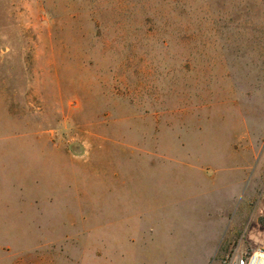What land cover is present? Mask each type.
I'll return each instance as SVG.
<instances>
[{"label":"rangeland","instance_id":"1","mask_svg":"<svg viewBox=\"0 0 264 264\" xmlns=\"http://www.w3.org/2000/svg\"><path fill=\"white\" fill-rule=\"evenodd\" d=\"M262 246L264 0H0V260Z\"/></svg>","mask_w":264,"mask_h":264},{"label":"built area","instance_id":"2","mask_svg":"<svg viewBox=\"0 0 264 264\" xmlns=\"http://www.w3.org/2000/svg\"><path fill=\"white\" fill-rule=\"evenodd\" d=\"M225 264H264V247L248 253L234 254L224 262Z\"/></svg>","mask_w":264,"mask_h":264},{"label":"crops","instance_id":"3","mask_svg":"<svg viewBox=\"0 0 264 264\" xmlns=\"http://www.w3.org/2000/svg\"><path fill=\"white\" fill-rule=\"evenodd\" d=\"M8 203L9 204H8V209H7V220L9 221V223H11V225H13L14 224V208H13L14 203H13L12 199H11V203H10V200ZM10 236H11L10 240L13 242L14 237H13V235H10ZM7 247L8 248L11 247V249H13V246L10 245L9 243H8ZM262 247H264V246H262ZM0 264H13V259L11 258V260H10V253L9 252H7V255L5 256V258L0 260Z\"/></svg>","mask_w":264,"mask_h":264}]
</instances>
